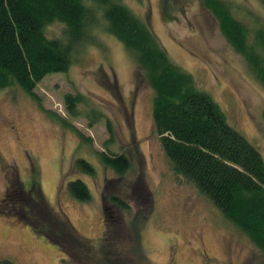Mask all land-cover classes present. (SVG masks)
<instances>
[{
	"label": "rangeland",
	"instance_id": "1",
	"mask_svg": "<svg viewBox=\"0 0 264 264\" xmlns=\"http://www.w3.org/2000/svg\"><path fill=\"white\" fill-rule=\"evenodd\" d=\"M220 1L248 29L264 23L261 0ZM119 2L147 21L171 61L193 77L199 90L225 113L228 124L264 160V88L222 36L203 0ZM59 32V25L48 29L52 36ZM92 37L93 42L76 49L67 72L48 75L37 84L34 92L41 107L18 88L0 89V202L8 194L9 177L18 179L25 192L36 182L48 205L62 210L98 260L104 230L103 191L110 180L113 184L108 190L121 198L125 195L132 208L131 213L124 212L123 222L128 224L133 213L151 208L136 263L261 264L264 257L253 244L171 170L158 138L151 135V89L137 75L122 45L106 32V23H99ZM67 94L83 96L89 106L78 105L76 118L66 112L63 97ZM90 110L93 113L88 114ZM55 116L90 142L80 140ZM106 121L111 122L115 137L107 146ZM134 141L133 154H129L133 167L118 180L102 166L97 153H119ZM78 159L90 164L94 175L75 170ZM74 180L86 185L88 201L71 197L67 184ZM126 246L127 251L135 249L133 242ZM0 260L71 264L44 234L17 220L12 208L3 204L1 208V203Z\"/></svg>",
	"mask_w": 264,
	"mask_h": 264
},
{
	"label": "trees",
	"instance_id": "2",
	"mask_svg": "<svg viewBox=\"0 0 264 264\" xmlns=\"http://www.w3.org/2000/svg\"><path fill=\"white\" fill-rule=\"evenodd\" d=\"M203 5L264 88V23L248 29L224 2L203 0ZM100 12L106 32L122 45L137 75L151 89V135L158 138L173 173L193 185L264 257V160L260 152L228 124L225 113L199 90L193 77L171 61L147 21L119 0H0V89L18 88L41 107L34 92L37 84L48 75L67 72L76 49L94 41ZM52 25L60 26L58 35L48 33ZM63 101L72 118L80 115L78 105L89 107L79 94H67ZM55 118L80 140L90 142L65 120ZM262 118L264 122V112ZM106 128L110 138L105 146L115 139L110 121ZM135 145L136 141L119 153L105 151L97 156L120 180L133 167L129 154ZM74 168L94 175L93 167L83 159L76 160ZM8 182L4 205L12 208L17 220L44 234L71 264H138L134 258L139 257V250L142 253L141 233L151 208L133 213L128 224L123 222L124 212L131 213L132 208L124 194L121 198L108 190L113 181L108 180L103 191L104 230L98 260L62 210L48 205L36 182L28 192L18 179L9 177ZM67 190L78 201L90 199L80 180L69 182ZM131 242L135 249L127 251ZM0 264L14 263L0 260Z\"/></svg>",
	"mask_w": 264,
	"mask_h": 264
},
{
	"label": "clouds",
	"instance_id": "3",
	"mask_svg": "<svg viewBox=\"0 0 264 264\" xmlns=\"http://www.w3.org/2000/svg\"><path fill=\"white\" fill-rule=\"evenodd\" d=\"M102 16H103V13L102 12L97 13V21L99 23H106L105 21H103Z\"/></svg>",
	"mask_w": 264,
	"mask_h": 264
},
{
	"label": "flooded vegetation",
	"instance_id": "4",
	"mask_svg": "<svg viewBox=\"0 0 264 264\" xmlns=\"http://www.w3.org/2000/svg\"><path fill=\"white\" fill-rule=\"evenodd\" d=\"M5 200H6V199H5ZM5 200H3L2 202H0V203H1V208H2V204L4 205V201H5Z\"/></svg>",
	"mask_w": 264,
	"mask_h": 264
}]
</instances>
